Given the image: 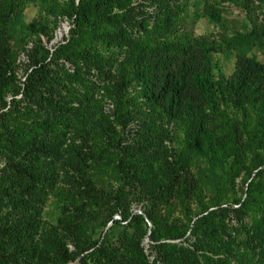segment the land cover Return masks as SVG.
Masks as SVG:
<instances>
[{"label":"rangeland","instance_id":"1","mask_svg":"<svg viewBox=\"0 0 264 264\" xmlns=\"http://www.w3.org/2000/svg\"><path fill=\"white\" fill-rule=\"evenodd\" d=\"M71 1L74 6L79 3L0 0V54L5 52L7 60L4 80L0 82V106H10L12 97L13 111L17 109L15 104L18 108L24 104L21 93H11L13 87L22 86L21 60L25 51L37 40L51 51V45L71 27V18L60 14L58 7ZM128 4L139 26L134 28L139 29L133 41L137 43H107L99 36H83L81 45L91 49L90 55L96 62L88 65L82 78L85 84L74 93L98 100L100 109L108 115L111 103L102 95L107 78L98 71L99 67L116 78L120 64L130 59L131 51L145 45L167 48L173 61L182 52L196 56L202 48L207 49V61L196 65L201 70L204 63V81L210 95L194 115L167 118L162 106L144 102L139 87L132 81L126 88L127 97L144 112L139 121L128 125L127 140L131 144L125 161L120 162L102 144L104 138L97 126L90 128L83 138H61L54 154H43L39 161L45 178L38 183L33 201L27 203L29 208L21 204L18 194L5 195L0 200L1 216L20 219L33 228L25 239V259L20 264H38L39 253L47 246L40 238L64 241L68 259L62 264H80L70 254V221L86 215L87 222L94 227L92 238L96 239L103 234L105 228L100 225L113 199H122L127 212L140 213L145 200L138 193L153 186L163 189L173 181L176 192L193 189V194L181 202L194 198L207 204L243 200L247 184L264 167V0H128ZM254 65L262 70H255ZM241 70L250 73L244 110L236 109L222 91L223 85ZM211 83L220 86L217 92L210 89ZM29 117L30 114L19 116L25 128L29 126ZM107 118L111 120L109 115ZM85 146L93 148L89 155ZM74 147L76 150H72ZM256 180L261 181L258 188L264 187V172ZM170 199L176 205L174 213L178 214V198ZM251 199L247 211L218 223L220 238L209 233L203 239V250L194 252L192 264H264V194L253 193ZM112 217L119 218V213ZM146 224L149 226V222ZM115 227L129 234L137 226L119 222ZM186 242L191 244L193 237L188 235ZM140 246L151 263L155 254L148 250L146 235L140 238Z\"/></svg>","mask_w":264,"mask_h":264},{"label":"trees","instance_id":"2","mask_svg":"<svg viewBox=\"0 0 264 264\" xmlns=\"http://www.w3.org/2000/svg\"><path fill=\"white\" fill-rule=\"evenodd\" d=\"M78 2L75 6L71 1L58 7L60 14L71 18V27L51 45V51L48 52L40 40L25 51L21 60L22 86L13 87L11 93L12 96L21 93L20 100L24 104L19 108L15 104L17 109L13 111L10 108L15 101L12 97L10 106H0V200L5 195L18 194V199L27 209L38 183L45 178L40 172V158L43 154H54L61 138H67V135L83 138L90 128L97 126L104 138L102 144L107 145L120 162L125 161L131 144L127 140L128 125L139 121L144 112L138 103L129 102L126 88L130 82L139 87L144 102L162 106L167 118L180 114L194 115L211 92L204 81V63H201V70L196 65L202 60L207 61V49L202 48L196 56L182 52L181 57L173 61L167 48L140 45L131 51L129 60L120 64L116 78L99 67L98 71L107 78L102 95L111 103L108 111L111 120H108L98 100L74 93L78 86L85 84L82 78L88 65L96 62L90 55L91 49L81 45V40L85 35H93L107 43L123 41L130 44L137 38L139 29L134 28L139 26L131 14L128 0ZM5 55V52L0 54V82L4 80L7 68ZM67 64L72 66L71 69ZM253 68L262 70L261 66L254 65ZM249 81L250 73L241 70L222 87L223 94L236 109L244 110ZM219 88L212 83L210 85L214 92ZM21 114H30L28 128L21 122ZM92 149L90 146L84 148L88 155ZM76 169L81 171L79 167ZM263 172L264 167H260L247 184V196L233 202L207 204L197 202L195 198L181 202L193 194V189L187 188L185 193L182 190L176 192L173 181L163 189L153 186L142 194L138 193V197L145 200L140 213L127 212V204L122 199H113L100 225L105 228L103 234L96 239L92 238L94 227L90 221L87 222L86 215L70 221L67 235V241L73 248L70 254L77 257L80 264H192L194 252L203 250V239L209 233L217 238L222 235L219 222L227 216L237 217L247 211L253 193L264 194V187H257L261 181L256 180ZM80 176L83 180L84 177ZM46 184L49 188L50 185ZM122 191L123 187H120L119 193ZM173 196L180 202L178 214L174 213L176 205L171 203ZM116 212L119 218L112 217ZM119 222L137 227L127 234L115 227ZM32 229L20 219H5L0 210V264L24 262L22 250ZM143 235L149 239V252L155 254L151 263H148L140 246ZM188 235L193 237L191 244L186 242ZM40 241L47 246L42 247L38 264L67 261L64 241L56 243L43 238Z\"/></svg>","mask_w":264,"mask_h":264}]
</instances>
